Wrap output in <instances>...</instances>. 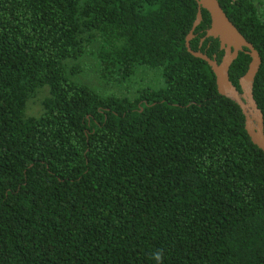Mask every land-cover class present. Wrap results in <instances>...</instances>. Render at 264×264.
Segmentation results:
<instances>
[{"label":"trees","instance_id":"16d2710c","mask_svg":"<svg viewBox=\"0 0 264 264\" xmlns=\"http://www.w3.org/2000/svg\"><path fill=\"white\" fill-rule=\"evenodd\" d=\"M261 57L264 7L218 0ZM195 0H0V264H264V153L185 46ZM190 40L202 43L210 16ZM138 70L161 85L115 92ZM250 56L229 68L238 90ZM111 90V91H110Z\"/></svg>","mask_w":264,"mask_h":264},{"label":"water","instance_id":"95a60500","mask_svg":"<svg viewBox=\"0 0 264 264\" xmlns=\"http://www.w3.org/2000/svg\"><path fill=\"white\" fill-rule=\"evenodd\" d=\"M197 13L193 25L185 38L187 51L194 57L204 60L215 75L217 91L220 95L234 101L244 115L245 130L253 144L264 153V116L253 97V84L260 68L261 57L254 45L249 42L229 20L218 0H195ZM201 9H205L210 16V25L205 35L200 39L212 37L218 39L219 48L223 50L218 62L215 55L209 57L201 50H193L190 40L194 37V30L201 22ZM240 52L250 56L246 72L238 79L240 90L229 78V68Z\"/></svg>","mask_w":264,"mask_h":264},{"label":"rangeland","instance_id":"374dc122","mask_svg":"<svg viewBox=\"0 0 264 264\" xmlns=\"http://www.w3.org/2000/svg\"><path fill=\"white\" fill-rule=\"evenodd\" d=\"M256 3L259 6L264 7V0H256ZM84 63L86 65V68H88L85 79L89 82V84H92V82H96L97 87L109 88L111 90L113 89L115 92L126 93L133 92L139 87L150 86L153 88H158V86L161 85V78L158 70L144 69L138 70L136 75L133 76V78L130 80V82L127 83V85L119 88L114 86V84H108L102 80L100 82V77L98 76L97 72V62L94 61V58L87 57Z\"/></svg>","mask_w":264,"mask_h":264}]
</instances>
